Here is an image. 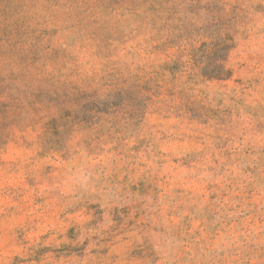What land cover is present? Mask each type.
<instances>
[{
    "label": "rangeland",
    "instance_id": "rangeland-1",
    "mask_svg": "<svg viewBox=\"0 0 264 264\" xmlns=\"http://www.w3.org/2000/svg\"><path fill=\"white\" fill-rule=\"evenodd\" d=\"M0 264H264V0H0Z\"/></svg>",
    "mask_w": 264,
    "mask_h": 264
},
{
    "label": "trees",
    "instance_id": "trees-1",
    "mask_svg": "<svg viewBox=\"0 0 264 264\" xmlns=\"http://www.w3.org/2000/svg\"><path fill=\"white\" fill-rule=\"evenodd\" d=\"M225 59H222L224 61ZM218 69L221 72L220 76H218V79H227L230 77V72L225 71V66L223 63L219 62L218 63Z\"/></svg>",
    "mask_w": 264,
    "mask_h": 264
}]
</instances>
